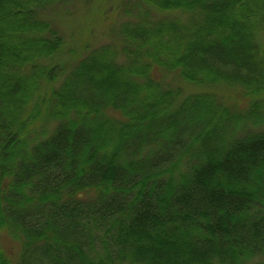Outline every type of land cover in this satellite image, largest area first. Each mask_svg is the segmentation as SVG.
<instances>
[{
	"label": "trees",
	"instance_id": "trees-1",
	"mask_svg": "<svg viewBox=\"0 0 264 264\" xmlns=\"http://www.w3.org/2000/svg\"><path fill=\"white\" fill-rule=\"evenodd\" d=\"M55 1L0 0V229L23 237L13 264H264V0H140L128 48L87 52L63 77L52 60L64 39L44 16ZM171 11L186 19L155 17ZM158 68L248 106L179 102Z\"/></svg>",
	"mask_w": 264,
	"mask_h": 264
},
{
	"label": "rangeland",
	"instance_id": "rangeland-1",
	"mask_svg": "<svg viewBox=\"0 0 264 264\" xmlns=\"http://www.w3.org/2000/svg\"><path fill=\"white\" fill-rule=\"evenodd\" d=\"M145 8L146 5L141 4L140 0H58L51 5L44 12V16L56 27L64 39L61 53L52 60L53 64L57 62L62 65L64 71L61 77L70 72L78 61L86 56L87 52L104 46L120 52L124 47L127 49L126 39L122 36V26L128 21H134L141 11H145ZM155 17L186 19V15L178 11L158 12ZM119 56H121L119 60H123L124 56ZM155 76L163 82L167 89L182 91L184 96L182 95L179 102L192 95L211 93L223 97L226 106L232 110L244 113L248 106V101L238 97L237 91H225L221 87L191 84L182 80L178 73H168L160 68L157 69ZM58 81L43 83L41 95L46 97L53 89L58 88ZM37 122L44 121L39 119ZM37 122L32 125V129L37 130L41 126L44 131V133L38 131L37 134H33L37 135L38 139H44L47 133L51 134L57 124L56 121L46 122L43 127ZM22 249L23 237L21 235L15 234L8 228L0 229V253L6 259L12 264L15 263L20 258ZM261 262L263 260L257 258L245 264Z\"/></svg>",
	"mask_w": 264,
	"mask_h": 264
}]
</instances>
